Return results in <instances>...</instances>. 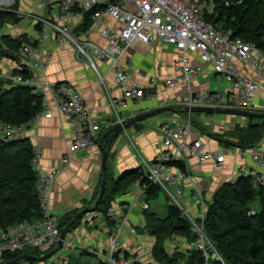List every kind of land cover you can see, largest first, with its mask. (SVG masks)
Instances as JSON below:
<instances>
[{"label":"built area","instance_id":"obj_1","mask_svg":"<svg viewBox=\"0 0 264 264\" xmlns=\"http://www.w3.org/2000/svg\"><path fill=\"white\" fill-rule=\"evenodd\" d=\"M51 10L47 15L35 13L34 20L40 26L38 41H44L53 32L59 45L71 43L76 47L77 57L85 60L104 82V75L99 67V61L106 62L109 71L115 75L117 86L123 92L120 98L114 100L119 108L127 107L132 100L141 101L146 96L154 98V93L148 94L141 85L131 82L134 62L129 55L135 45L151 44L154 39L173 44L176 48L174 66L177 76L160 81L151 77V85L155 91L165 88L183 87L185 94L180 100V110L186 107L206 106L214 108H238L253 110L255 98L264 83L252 75L244 73L235 63L241 61L251 67L257 75L264 79V51L253 42L233 39L230 32H224L205 19V12L211 10L202 0H42ZM2 8V7H0ZM96 11L94 13L93 10ZM19 13V12H18ZM90 16V23L84 26L85 18ZM113 19L108 24L105 17ZM93 33L99 34L105 43L101 44L91 38ZM24 43L20 50L21 63L32 72V76L25 79L16 75L13 80L35 87L36 93L43 95V109L37 115L52 117L55 112L68 116L73 127V140L68 145L60 165L52 171H43L40 166L41 154L36 151L33 160L39 171L37 183L40 191L41 212L39 219L24 221L0 230V264H3L7 253L25 252L30 249L46 251L57 246L62 227L60 217L53 210L51 193L57 177L64 167L69 165L81 150H86L96 144V122L92 108L88 101L70 81L52 83L47 79L38 81L35 73L43 69L37 59L35 43ZM207 65H211L217 81H228L224 90L203 91L196 90L194 85L198 76L206 72ZM142 75L141 70H135ZM185 118L171 117L162 121L158 126V137L161 141L156 155L151 159L141 158L140 166L152 184L160 186L173 197L174 193L169 186H178L177 193L183 190L179 187L180 180L191 179L193 194L196 201V211L186 205L172 201L181 208L182 214L189 220L192 231L198 236L195 246L202 250L208 260L212 243L205 233V219L208 210V200L204 191L194 182V176L189 169V158L197 156L202 161L212 160L220 165L225 161L229 150L239 155H251L252 159L264 167V151L258 148H220L218 150L205 149L202 139H193L194 133L192 112ZM203 115L208 113H202ZM120 115V114H119ZM36 116V117H37ZM120 118V117H119ZM30 137L27 124L13 125L0 124V138L6 141ZM132 146L136 145L131 141ZM183 162L185 169L175 166ZM258 181L264 182V174L251 171ZM137 192L127 203L129 219L132 209L140 203L144 210L150 208L145 200L148 186L137 180ZM115 208L109 209L106 214L101 213L102 219L110 223L118 221ZM123 219V218H122ZM116 222V228L111 229V250L108 261L112 264H140V260L127 256L121 244L123 227ZM72 237H65L59 251L69 250L67 254L54 257L58 264H71V250L75 247V233ZM49 260V259H48ZM24 261V260H23ZM22 262V261H21ZM34 264H40L39 261Z\"/></svg>","mask_w":264,"mask_h":264},{"label":"crops","instance_id":"obj_2","mask_svg":"<svg viewBox=\"0 0 264 264\" xmlns=\"http://www.w3.org/2000/svg\"><path fill=\"white\" fill-rule=\"evenodd\" d=\"M11 6L18 8L19 20L8 22L1 33L14 38L26 35L31 40L38 41L40 28L34 20V14L47 15L51 7L43 3L42 0H0V7ZM105 21L108 24L114 23L113 19L108 16L105 17ZM91 38L101 44L105 43V40L97 33H93ZM34 47L37 59L43 65V69H39L35 73L36 79L41 82L47 79L52 83L63 81L74 83L91 106L96 122V144L89 149L79 151L75 159L63 168L53 185L51 193L53 210L57 216L61 217L73 209H78L79 212L82 207H92L91 205L96 203V191L102 185V147H108L112 136V133H108V131L114 125L123 120L128 121L138 114L157 107L173 106L177 110L159 114L155 123L144 120L115 138L109 156L107 173L113 177H119L123 172L140 166L141 158L151 159L156 155L159 145H161L158 137V126L162 121L174 116L185 118L189 114L185 111L181 112L179 108V102L185 94L183 87L155 91L150 82L152 76L159 78L160 81L177 76L178 71L174 66L176 48L173 44H168L161 39H154L151 44L139 43L130 49L129 55L134 62L131 82L144 87L148 94L154 93L155 97L146 96L141 101L132 100L125 108L114 105V100L120 98L123 92L117 86L115 75L109 71L106 62L99 61V67L104 75L103 82L99 74L85 60L77 57L76 47L71 43L59 45L53 32L50 31V36L44 41H38ZM234 63L244 73L250 74L264 83V79L257 75L251 67L238 60H235ZM18 68H20V63L13 57L4 54L0 60V80L4 77L13 79L14 71ZM135 70H141L143 74H136ZM212 73L215 78L211 65H207L206 72L198 76L194 85L195 89L218 91L212 90L210 87ZM6 84L11 85L8 82ZM252 111L264 112V85L258 91ZM191 118L194 126L192 138L202 139L207 150H218L224 147L208 133L229 134L233 132L236 125L244 127L248 122V119L245 120L244 117H236V115H203L200 112H192ZM197 120L202 124L199 128L196 127L195 121ZM28 126L29 138L32 140L36 151L41 154V168L43 171H52L60 165L68 145L74 138L71 119L55 112L52 117L45 115L35 117ZM203 128H208L206 129L207 133L202 130ZM131 141L136 145L135 148ZM256 148L261 151L264 150V137ZM188 164L190 172L196 179L197 185L206 194L207 200L211 198L212 193L222 183L233 180L242 173L248 174L251 171H256L258 174H264V167H260L251 155H239L232 150L227 152L225 161L217 166L212 160L202 161L197 156L190 157ZM110 166L115 173L110 172ZM179 183V187L183 190L184 199L191 204L186 205V207L196 211V201L192 197L194 190L192 182L180 180ZM170 187L175 190L178 186ZM137 190L138 187L134 184L128 193L119 197L118 205L115 207L116 215H119V218L129 212L127 203ZM95 214L94 211V214L88 215L90 222L87 227L78 226V229L74 230L75 244L77 242L80 250H71V264H83V253L94 257L91 264H101L100 255L108 250L109 238L107 235L105 236V233L110 232L109 227L111 228L112 225L106 219H102V216L97 217ZM143 222L144 209L138 203L129 214V224L121 239L125 250H131L138 245L142 247V250L151 251L153 248L155 238L139 233L137 230L138 226H143L141 225ZM104 229L105 233L103 232ZM71 232L72 230H69L66 236ZM175 248H177L176 245L169 244L167 250L172 253ZM188 248L192 247L187 246ZM35 250L31 249L23 253L39 256L33 253ZM144 259H146V255ZM34 261L37 260H24L22 262L23 264H31ZM40 264H58V261L54 257L46 262L40 261Z\"/></svg>","mask_w":264,"mask_h":264},{"label":"trees","instance_id":"obj_3","mask_svg":"<svg viewBox=\"0 0 264 264\" xmlns=\"http://www.w3.org/2000/svg\"><path fill=\"white\" fill-rule=\"evenodd\" d=\"M202 1L212 8L210 12H205L207 21L224 32H230L233 39L254 42L264 51V0ZM18 20L16 6L0 8V60L7 54L21 63V47L24 43L33 44L26 35L14 38L1 33L8 22ZM90 20L88 15L85 27ZM14 74L25 79L32 76V72L24 64H20ZM42 109L43 95L36 93L35 87L16 81L7 85L0 80V124L29 125ZM208 135L225 148H254L264 137V118L250 117L246 126L236 125L229 134ZM35 155L36 149L29 137L9 141L0 138V230L24 221H34L42 215L40 191L37 187L39 171L33 162ZM175 166L183 170L186 167L183 162H177ZM137 180L148 186L147 200L159 196L161 187L150 182L141 166L125 171L119 177L107 173L106 191L97 211L106 214L113 200L118 195L128 193ZM77 213L78 209H73L60 217L62 229L70 225V230L73 231L79 226L78 220L73 221ZM147 219L149 232L156 238L152 256L160 263L181 264L185 261V264H264V182L258 181L253 174L242 173L233 180L225 181L208 199L205 228L221 253V259L214 258L208 262L204 252L197 247L185 251L176 248L169 253L166 241L173 235L187 236L191 243L198 239L192 231L191 223L177 205L170 203L167 215L163 218L149 215ZM38 252L40 250L33 251L34 254L41 255ZM21 254L22 252L7 253L3 261L6 263ZM126 255L128 256L127 252Z\"/></svg>","mask_w":264,"mask_h":264},{"label":"rangeland","instance_id":"obj_4","mask_svg":"<svg viewBox=\"0 0 264 264\" xmlns=\"http://www.w3.org/2000/svg\"><path fill=\"white\" fill-rule=\"evenodd\" d=\"M14 76H16V75H14ZM212 78H211V88H212V90H223L224 88H225V86H228V81L227 80H225V81H217L215 78H214V76H213V73H212ZM225 85V86H224ZM161 114H163V113H161ZM157 116L158 115H156V116H153V117H150V118H148V119H146L147 121H149L150 123H155V121H156V119H157ZM236 117H242V116H239V115H236ZM245 118V120L246 119H248L247 117H244ZM195 123H196V127L197 128H199L200 127V125H202L201 124V122H199L198 120L197 121H195ZM132 128V127H131ZM206 129H208V128H206ZM206 129H202V130H204L205 132H207V130ZM208 132H210V131H208ZM211 134H216V133H212V132H210ZM218 134V133H217ZM150 159V158H149ZM110 172L111 173H115V171H114V169H112V167L110 166ZM191 179H188V182H191L190 181ZM194 180V182H196V179H193ZM197 183V182H196ZM54 185V184H53ZM54 187V186H53ZM53 187H52V189H53ZM133 188V187H132ZM169 189L171 190V191H173V193H174V195H173V197H171V195H170V193L168 192V191H166V190H163L162 188H161V191H160V194H159V196L156 198V199H151V200H147V198L145 197V200L150 204V208L149 209H146V210H144V222H143V224H141V225H143V226H138L136 229L139 231V233H142V234H147V235H150V236H152L151 235V233L149 232V229H148V227H147V222L149 221L148 219H147V217L150 215V216H156V217H158V218H163V217H165L166 215H167V207H168V205L170 204V203H172V201L171 200H173L174 202L175 201H179L181 204H184V205H191V204H189V203H187V201L184 199V196H183V194L182 193H177V191H178V187L175 189V190H173L170 186H169ZM100 190H101V187L99 188V192H96L97 193V198L99 197V195H100ZM106 191V190H105ZM105 194V193H104ZM187 194H188V191H187ZM193 194V193H192ZM104 196V195H103ZM121 195H118L117 197H116V199H114L113 200V202L111 203V205H110V207L108 208V210L109 209H112L113 207L115 208L117 205H118V202H119V197H120ZM103 198V197H102ZM101 198V199H102ZM97 200V199H96ZM178 202V203H179ZM179 203V204H180ZM194 202L192 201V204H193ZM100 204V203H99ZM99 204H98V206H99ZM180 204V205H181ZM92 207L93 206H95V203H93L92 205H91ZM86 208V207H85ZM98 208V207H97ZM97 208H96V210H94L95 211V215L97 216L98 214H101V212L100 211H97ZM82 209H84V207H82ZM81 209V210H82ZM94 211H92V212H89V213H87V214H84L82 217H81V219L80 220H78V222H79V227L80 226H82V227H87V225H88V223L90 222V218H89V216L88 215H91L92 213L94 214ZM115 211V210H114ZM116 213V212H115ZM150 213V214H149ZM101 216V215H100ZM118 217H119V215H117ZM86 217H87V219H86ZM89 218V219H88ZM123 218V219H122ZM122 218H119L118 219V221H116L118 224H120V221L122 220H125V217H124V215L122 216ZM106 221H108V220H106ZM128 221H129V219L126 221L125 220V223H121V225H122V227H123V233H122V236H124V234H125V229H126V227H127V225L129 224L128 223ZM109 222V221H108ZM116 222H114V223H111V228L109 227V231L110 232H106L105 233V229H104V233H105V236L107 235V237L109 238V244H108V249L110 248V250H111V235H112V230L111 229H114V228H116ZM205 228V227H204ZM76 229H78V227H76V228H74V230H76ZM75 233V232H74ZM205 233H206V235L208 236V234H207V231H206V228H205ZM121 236V237H122ZM67 237H72V233H69L68 234V236ZM152 237H154L155 238V236H152ZM198 237V236H197ZM76 238H77V236H76ZM208 241H210V243H212L213 241L211 240V238L208 236ZM155 242H156V238H155ZM121 244H122V247H123V249L125 250V248H124V244H123V241L121 240ZM169 244H173V245H176L177 246V248L179 249V250H181V251H185L186 249H187V246L189 247V246H191V247H196L195 246V244H196V242L195 243H191L190 241H189V237H187V236H184V235H173V236H171L167 241H166V245H167V248H168V246H169ZM211 247H213V249H211V251H210V254H209V257H208V262H211L214 258H217V259H221V253L218 251V249H216V246H215V244H214V242L212 243V246ZM55 248V247H54ZM72 249H75V250H80L79 249V246L77 245V242H76V244H75V247L74 248H72ZM153 249V248H152ZM152 249H151V251H147V250H145V249H143L142 250V247H140V245H138L137 247H134V248H131V250H126L125 252H127L128 253V256H133L134 258H136V259H139L140 260V264H145L146 262H147V264H164V263H160V262H158L156 259H154L153 258V256H152ZM176 249V248H175ZM40 250V249H39ZM50 250H52V249H50ZM50 250H46V251H41L40 250V252H41V255H39V256H43L44 254H46V253H48ZM110 250H107L104 254H102L101 253V264H112V263H110L108 260V256H109V251ZM38 251V250H37ZM40 252H38V254L40 253ZM60 253L59 254H67L68 252H69V250H63V251H59ZM71 252V251H70ZM151 252V253H150ZM174 252V251H173ZM95 255V254H94ZM145 255H146V259H144V257H145ZM52 257V256H51ZM51 257H49L48 259H50ZM82 257H83V264H91L92 263V261L94 260V257L93 256H91V255H89V254H87V253H83L82 254ZM47 259V260H48ZM47 260H44L43 262H46ZM34 262H37V261H34ZM34 262H32L31 264H34ZM40 262V261H39ZM149 262V263H148ZM186 262L184 261V262H182L181 264H185ZM4 264V263H3ZM19 264H23V262L21 263H19Z\"/></svg>","mask_w":264,"mask_h":264},{"label":"water","instance_id":"obj_5","mask_svg":"<svg viewBox=\"0 0 264 264\" xmlns=\"http://www.w3.org/2000/svg\"><path fill=\"white\" fill-rule=\"evenodd\" d=\"M4 82H8L9 84H13L14 80L12 78L4 77L1 79ZM19 83V82H18ZM166 111H177L175 107L173 106H163V107H157L152 110H149L147 112L138 114L128 121H120L116 125H114L108 133H112L110 142L108 147H102V163H101V171H102V185H101V190H100V195L98 199L96 200L95 206L93 207H86L82 210H80L77 214L74 215L73 221L74 220H80L81 217L84 214H87L89 212H92L96 210L98 207V204L101 201V198L103 197L105 190H106V184H107V168H108V161H109V156L111 152V148L113 145V142L117 136L122 134L123 132L127 131L129 128L135 126L136 124L142 123L144 120L153 117L155 115H159L161 113H164ZM185 112H200V113H208V114H226V115H239L242 117H254V118H264V112H257V111H252V110H246V109H238V108H214V107H206V106H194V107H186L183 109ZM70 230V225L67 227H64L61 232L60 240L55 248L50 250L48 253L44 254L43 256H35V255H30L27 253H23L19 255L18 257L14 258L13 260H10L4 264H19L21 261H29V260H37V261H44L47 260L49 257L53 256L56 254L63 245V240L66 237V233Z\"/></svg>","mask_w":264,"mask_h":264},{"label":"bare ground","instance_id":"obj_6","mask_svg":"<svg viewBox=\"0 0 264 264\" xmlns=\"http://www.w3.org/2000/svg\"><path fill=\"white\" fill-rule=\"evenodd\" d=\"M254 43V42H253ZM11 124V123H10ZM261 145V144H260ZM264 151V150H263ZM34 167V166H33Z\"/></svg>","mask_w":264,"mask_h":264}]
</instances>
